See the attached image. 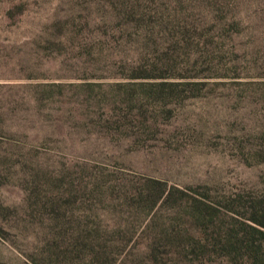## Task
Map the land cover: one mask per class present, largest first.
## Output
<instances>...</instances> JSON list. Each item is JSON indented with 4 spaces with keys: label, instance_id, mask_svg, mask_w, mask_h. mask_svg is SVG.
Here are the masks:
<instances>
[{
    "label": "rangeland",
    "instance_id": "1",
    "mask_svg": "<svg viewBox=\"0 0 264 264\" xmlns=\"http://www.w3.org/2000/svg\"><path fill=\"white\" fill-rule=\"evenodd\" d=\"M264 0H0V264H264Z\"/></svg>",
    "mask_w": 264,
    "mask_h": 264
},
{
    "label": "trees",
    "instance_id": "2",
    "mask_svg": "<svg viewBox=\"0 0 264 264\" xmlns=\"http://www.w3.org/2000/svg\"><path fill=\"white\" fill-rule=\"evenodd\" d=\"M260 233V235L264 238V233L262 232V231H259ZM251 260L255 263V264H259V263H261V261L259 262V259H257V257L255 256H251Z\"/></svg>",
    "mask_w": 264,
    "mask_h": 264
}]
</instances>
